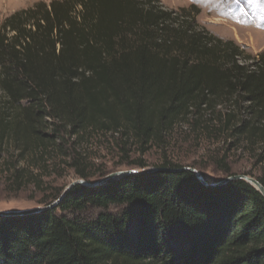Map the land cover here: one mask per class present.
<instances>
[{
    "label": "trees",
    "instance_id": "1",
    "mask_svg": "<svg viewBox=\"0 0 264 264\" xmlns=\"http://www.w3.org/2000/svg\"><path fill=\"white\" fill-rule=\"evenodd\" d=\"M196 14L160 0H51L7 16L0 155L44 159L64 155L73 138L76 148L108 134L146 152L180 121L232 104L223 129L261 146L264 161V51L244 57ZM80 162L76 173L93 181ZM157 168L76 185L40 212L0 214V264H264V196L254 186H208L181 166Z\"/></svg>",
    "mask_w": 264,
    "mask_h": 264
},
{
    "label": "rangeland",
    "instance_id": "2",
    "mask_svg": "<svg viewBox=\"0 0 264 264\" xmlns=\"http://www.w3.org/2000/svg\"><path fill=\"white\" fill-rule=\"evenodd\" d=\"M37 1L51 0H0V26L7 16ZM160 1L168 9L194 8L198 27L236 42L244 51V57L264 51V0ZM227 108L231 109L232 104H221L213 111L180 121L162 142L153 143L146 152H142L135 140L126 141L120 135L112 134L94 136L76 148L73 138L65 143L64 155L54 151L44 155V159L33 152L22 161L13 154L11 162L3 151L0 155V211L52 204L54 201L46 203L56 194H62L70 183L82 179L76 173V167L71 165L75 156L81 161L79 168L90 174L93 181L119 171L157 168L163 163L195 169L211 183L225 179L228 174L264 176V161L258 160L261 146L237 141L230 137L231 130L223 129L219 118ZM142 163L144 167H140ZM136 226L135 219L129 225L132 236Z\"/></svg>",
    "mask_w": 264,
    "mask_h": 264
},
{
    "label": "water",
    "instance_id": "3",
    "mask_svg": "<svg viewBox=\"0 0 264 264\" xmlns=\"http://www.w3.org/2000/svg\"><path fill=\"white\" fill-rule=\"evenodd\" d=\"M158 168H152V169H143L140 171H136V170H127V171H119L116 173H112L108 176H105L102 179L96 180V181H87L85 179H80V180H76L72 183H70L62 192V194L59 196L58 199H56V201H54L52 204L45 206V207H37L34 209H27V210H15V211H7V212H2L0 211V214L3 215H14V214H27V213H36V212H40L46 209H50L52 207L57 206L60 201L66 197V195L76 186V185H86V186H98L101 185L109 180L112 179H116V178H121L123 176H128V175H133V174H139V173H147V172H151V171H155ZM183 169H187L192 171L197 177L198 179L204 183L205 185L208 186H218L221 184H225L228 183L229 181L233 180V179H242L246 182H248L249 184H251L252 186H254L263 196H264V185L256 178L248 176V175H234V176H230L227 177L223 180H220L219 182H208L202 175L201 173H199L197 170L195 169H188V168H183Z\"/></svg>",
    "mask_w": 264,
    "mask_h": 264
}]
</instances>
